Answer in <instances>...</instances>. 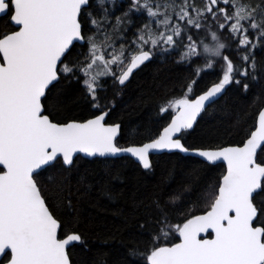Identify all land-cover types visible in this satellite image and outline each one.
Masks as SVG:
<instances>
[{
	"label": "snow or ice",
	"instance_id": "1",
	"mask_svg": "<svg viewBox=\"0 0 264 264\" xmlns=\"http://www.w3.org/2000/svg\"><path fill=\"white\" fill-rule=\"evenodd\" d=\"M169 62L179 94L126 122L118 101ZM130 173L101 235L83 205ZM0 264H264V0H0Z\"/></svg>",
	"mask_w": 264,
	"mask_h": 264
},
{
	"label": "trees",
	"instance_id": "2",
	"mask_svg": "<svg viewBox=\"0 0 264 264\" xmlns=\"http://www.w3.org/2000/svg\"><path fill=\"white\" fill-rule=\"evenodd\" d=\"M163 71L160 73L159 78L153 81V72L151 69L143 72L138 80L126 90L123 95L122 101H118V110L123 115L126 122H143L149 123L150 117L155 119V109L153 100L158 98L159 95L165 91L172 90L176 94H179L178 89H172L173 83L184 73V69L181 67L173 66L171 62L163 65ZM215 79L213 73L205 75L200 82L199 87L203 88L205 85ZM257 90H254V92ZM254 98V93H250L247 98L237 96L233 92H229L226 96L221 97L218 104H223L225 100L233 107L234 110L250 111L249 105ZM217 111L211 117H206L208 123H219L221 127L228 128L234 119V113L232 115L221 112L218 106ZM164 121H160L155 127H159ZM251 123V120L248 121ZM231 139L233 141L238 140L239 137L232 134ZM223 171V166L218 164L212 172V175H219ZM160 170H157V175L151 178V182H157L160 179ZM99 178V177H98ZM176 182H172L170 187H175ZM135 180L132 174H129L128 181L122 183L121 181H113L108 188H110L113 195L119 196L118 199L111 200L101 190L100 186L97 187L96 192L92 196L89 202L83 205V215L86 218H91L93 221V228L103 235L106 231H112L121 224L120 217L116 216L117 209H123L125 211H131V192ZM167 190V189H166ZM122 194V195H120ZM127 235V234H126ZM98 244V242H96ZM99 246V245H98ZM102 250L109 253L111 260H117L120 258L123 249L117 250V248H109L107 245L101 246Z\"/></svg>",
	"mask_w": 264,
	"mask_h": 264
},
{
	"label": "water",
	"instance_id": "3",
	"mask_svg": "<svg viewBox=\"0 0 264 264\" xmlns=\"http://www.w3.org/2000/svg\"><path fill=\"white\" fill-rule=\"evenodd\" d=\"M217 164H221L224 167L223 162H217Z\"/></svg>",
	"mask_w": 264,
	"mask_h": 264
}]
</instances>
